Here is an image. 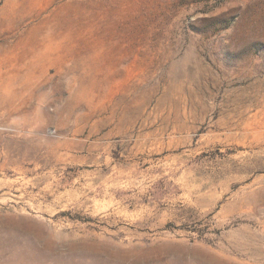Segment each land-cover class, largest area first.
<instances>
[{
  "label": "rangeland",
  "instance_id": "1",
  "mask_svg": "<svg viewBox=\"0 0 264 264\" xmlns=\"http://www.w3.org/2000/svg\"><path fill=\"white\" fill-rule=\"evenodd\" d=\"M16 72L0 264H264V0H0Z\"/></svg>",
  "mask_w": 264,
  "mask_h": 264
},
{
  "label": "bare ground",
  "instance_id": "2",
  "mask_svg": "<svg viewBox=\"0 0 264 264\" xmlns=\"http://www.w3.org/2000/svg\"><path fill=\"white\" fill-rule=\"evenodd\" d=\"M47 40H45L42 45L46 44ZM31 53V52H30ZM29 55H27V58L26 57H23L22 58V61L24 60H27L29 58ZM32 58H38L40 59L41 57L38 56V55H35L33 54ZM8 76H6V78L2 81H0V95H3L4 92H7L9 90H11L12 86H17L19 85L20 83L18 82V80L20 79L21 80V76L18 74V72L16 73H8L7 74ZM25 88V85L21 86V89ZM39 93H38V98L40 99L44 93V91H41V89H38ZM0 108H2L1 106V103H0ZM20 113V112H19ZM48 149V148H47Z\"/></svg>",
  "mask_w": 264,
  "mask_h": 264
}]
</instances>
